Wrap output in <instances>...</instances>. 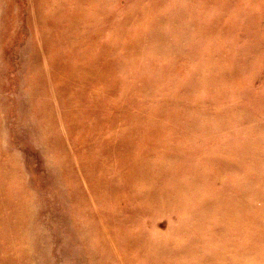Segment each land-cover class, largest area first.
Returning <instances> with one entry per match:
<instances>
[{"label": "rangeland", "instance_id": "rangeland-1", "mask_svg": "<svg viewBox=\"0 0 264 264\" xmlns=\"http://www.w3.org/2000/svg\"><path fill=\"white\" fill-rule=\"evenodd\" d=\"M0 264H264V0H0Z\"/></svg>", "mask_w": 264, "mask_h": 264}]
</instances>
